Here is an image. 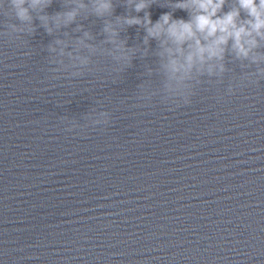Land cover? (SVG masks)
<instances>
[{"label":"clouds","instance_id":"1","mask_svg":"<svg viewBox=\"0 0 264 264\" xmlns=\"http://www.w3.org/2000/svg\"><path fill=\"white\" fill-rule=\"evenodd\" d=\"M50 0H0V12L5 17L14 16L18 23H6L18 34L20 24L27 25V32L34 31L33 12L38 8L48 7ZM226 0H177L174 7L189 12L187 20L176 18L171 11L163 12L153 21L149 9L153 6L148 0H140L134 5L137 13L144 16H126L123 22L128 26H143L146 38H152L165 46L170 56L169 68L174 73L188 76L199 65L208 64L209 74L213 65L209 62L223 60L229 44L238 58H249L259 45V39H264V0H237L235 7L223 11ZM79 7H85L81 4ZM95 14L103 16L114 10L112 0H95ZM148 11H145V10ZM244 13V17L241 13ZM76 11L58 13L56 23L68 24L75 19ZM46 26L49 17L40 16ZM49 33L51 29H47ZM106 32L110 28L104 29ZM5 32V31H4ZM254 63L264 60V55H251ZM219 69L224 71V65ZM264 72V69L259 70Z\"/></svg>","mask_w":264,"mask_h":264}]
</instances>
